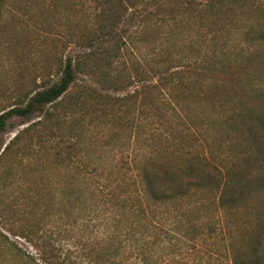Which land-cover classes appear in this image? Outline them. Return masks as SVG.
<instances>
[{"label": "trees", "instance_id": "trees-1", "mask_svg": "<svg viewBox=\"0 0 264 264\" xmlns=\"http://www.w3.org/2000/svg\"><path fill=\"white\" fill-rule=\"evenodd\" d=\"M18 1L0 0V20ZM42 2L50 12L64 4L48 26L61 30L74 57L58 66L54 81L34 82L0 114L1 133L13 116L42 113L12 137L0 163L67 119L92 121L97 108L124 113L127 97L89 83L76 91V75L102 88L121 86L115 91L130 87V77L112 72L146 32L153 57L149 83L128 96L147 118L133 131L129 156L121 153L114 166L95 163L78 146L76 130L55 145L59 159L87 163L76 166L86 174L82 187L52 204L64 218L77 217L75 224H91L99 240L72 249L39 228H8L35 254L20 253L19 264H264V22L248 24L255 13L264 18V0ZM242 30L250 43L232 62L225 54ZM231 135L236 147L224 148Z\"/></svg>", "mask_w": 264, "mask_h": 264}, {"label": "rangeland", "instance_id": "rangeland-1", "mask_svg": "<svg viewBox=\"0 0 264 264\" xmlns=\"http://www.w3.org/2000/svg\"><path fill=\"white\" fill-rule=\"evenodd\" d=\"M60 4L62 5L53 6V12H50L42 0H20L9 5L8 12L1 18L0 114L17 106L20 94L33 91L34 82L39 83L41 78L47 79L48 76L54 81L58 66L74 57L72 49L63 47L59 36L61 30L48 26L55 22L54 17L64 6L63 3ZM258 22H264V18L258 13L248 19V24L255 28ZM232 38L233 49L225 57L233 62L239 54L247 52L250 41L243 30ZM139 40L141 42L131 46L126 53L123 64L119 63L112 72L113 76L130 77V87L123 86L115 91L121 86L111 84L102 88L92 78L81 74H77L75 79L76 91L80 89L79 86L89 83L100 93L112 97H127L128 110L122 113L123 109L116 107L107 108L106 111L97 108L94 120L88 122L83 119L80 124V121L73 118L67 119L58 129L51 126L56 137L47 138L52 132L44 131L42 139L32 147L23 153L15 147L0 163V264H19L20 253L35 255L23 239L9 234L6 231L8 228H39L46 231L52 240L60 239L61 244L72 249L74 244L79 248V243L92 240L95 243L99 240V234L91 232V224H75L73 221L78 220L77 217L64 218L63 214H59L63 211L61 207L52 204L56 199L67 198L73 193L74 185L82 187L81 182L85 180L86 174L79 168L77 170L76 166L87 163L86 159L75 157L71 160L59 159L55 155L61 152V148L55 145L58 138L69 137V133L76 130L82 134L78 146L95 163L114 166L121 159V153H126L127 156L131 154L134 146L133 131L139 124L145 126L147 118L145 113H140L137 103L128 96L149 83L152 63L147 32ZM41 114L36 111L28 118H9L5 129L0 133V152L16 133L39 120ZM143 118L146 120H142ZM233 137L236 138L235 135L226 137L222 146L227 148L235 144L237 139ZM46 138L50 139L49 142L41 144ZM261 140L264 148V138Z\"/></svg>", "mask_w": 264, "mask_h": 264}]
</instances>
